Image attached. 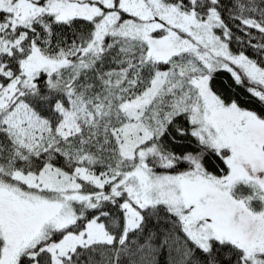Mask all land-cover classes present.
Listing matches in <instances>:
<instances>
[{"label": "snow or ice", "instance_id": "snow-or-ice-1", "mask_svg": "<svg viewBox=\"0 0 264 264\" xmlns=\"http://www.w3.org/2000/svg\"><path fill=\"white\" fill-rule=\"evenodd\" d=\"M0 264H264V0H0Z\"/></svg>", "mask_w": 264, "mask_h": 264}]
</instances>
